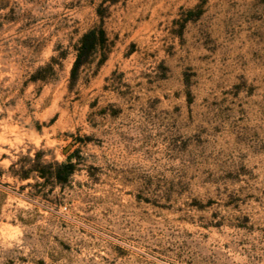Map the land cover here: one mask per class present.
<instances>
[{"label": "rangeland", "instance_id": "374dc122", "mask_svg": "<svg viewBox=\"0 0 264 264\" xmlns=\"http://www.w3.org/2000/svg\"><path fill=\"white\" fill-rule=\"evenodd\" d=\"M0 264H264V0H0Z\"/></svg>", "mask_w": 264, "mask_h": 264}, {"label": "trees", "instance_id": "16d2710c", "mask_svg": "<svg viewBox=\"0 0 264 264\" xmlns=\"http://www.w3.org/2000/svg\"><path fill=\"white\" fill-rule=\"evenodd\" d=\"M100 36L102 38L104 37L103 31H100ZM96 37V32L94 30L89 31L82 37L80 47L77 49V58L71 71L72 78L75 77L77 67L82 58L84 56H91L95 50L97 43ZM74 157L75 155L71 154L64 163L51 162L42 165L41 158L37 155V157L32 160V164L27 170H20L19 178H40L44 181L43 185L52 183V185L64 187L68 184L69 179L75 172L76 163L72 162ZM38 185L40 184L36 183V186Z\"/></svg>", "mask_w": 264, "mask_h": 264}]
</instances>
